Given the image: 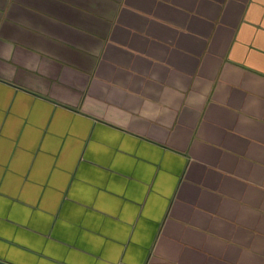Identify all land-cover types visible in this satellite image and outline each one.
I'll use <instances>...</instances> for the list:
<instances>
[{
    "label": "crops",
    "instance_id": "1",
    "mask_svg": "<svg viewBox=\"0 0 264 264\" xmlns=\"http://www.w3.org/2000/svg\"><path fill=\"white\" fill-rule=\"evenodd\" d=\"M0 264H264V0H0Z\"/></svg>",
    "mask_w": 264,
    "mask_h": 264
}]
</instances>
